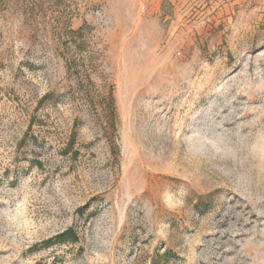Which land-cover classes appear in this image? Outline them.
<instances>
[{"label": "rangeland", "instance_id": "rangeland-1", "mask_svg": "<svg viewBox=\"0 0 264 264\" xmlns=\"http://www.w3.org/2000/svg\"><path fill=\"white\" fill-rule=\"evenodd\" d=\"M0 264H264V0H3Z\"/></svg>", "mask_w": 264, "mask_h": 264}, {"label": "trees", "instance_id": "trees-1", "mask_svg": "<svg viewBox=\"0 0 264 264\" xmlns=\"http://www.w3.org/2000/svg\"><path fill=\"white\" fill-rule=\"evenodd\" d=\"M3 0H0V5ZM71 233V231L67 230L66 232H63L62 234L58 235L54 241L59 240V241H66L65 239L68 238V235Z\"/></svg>", "mask_w": 264, "mask_h": 264}]
</instances>
